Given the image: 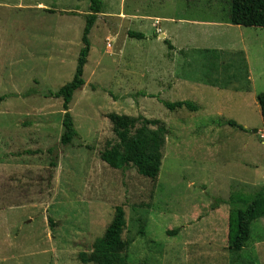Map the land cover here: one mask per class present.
Segmentation results:
<instances>
[{"label":"rangeland","instance_id":"rangeland-1","mask_svg":"<svg viewBox=\"0 0 264 264\" xmlns=\"http://www.w3.org/2000/svg\"><path fill=\"white\" fill-rule=\"evenodd\" d=\"M89 4L0 0V264H82L116 206L128 264H264V218L230 251L221 203L264 185V28L221 23L218 0H102L62 146L50 92L74 76ZM178 101L195 111L164 105ZM109 113L166 125L157 180L101 161Z\"/></svg>","mask_w":264,"mask_h":264},{"label":"trees","instance_id":"trees-1","mask_svg":"<svg viewBox=\"0 0 264 264\" xmlns=\"http://www.w3.org/2000/svg\"><path fill=\"white\" fill-rule=\"evenodd\" d=\"M88 13L84 15L85 27L83 29L81 42L74 76L70 82L60 87L50 96L62 99L63 118L61 122L62 135L60 143L62 146L72 144L78 137L74 127L73 118L69 111V104L74 93L85 85L83 78L84 67L90 51L89 33L96 19L103 13L102 0H89ZM221 5L219 11L222 15L220 22L233 26L252 28H264V0H218ZM50 11V10H48ZM127 36L134 39H142L143 34L128 31ZM169 49L173 50L171 43L164 39ZM257 102L261 110L264 124V94H259ZM3 98H0V102ZM169 110L186 108L195 111V106L189 101H178L176 103H164ZM107 119L112 125L115 136L113 143H108L100 152V159L113 170L134 169L139 175L157 180L163 159V151L168 136L166 125L157 119H147L144 116H128L125 114L109 113ZM228 125L247 131L235 121L229 120ZM51 152V150H49ZM51 169L57 164L55 159L49 163ZM229 205L230 210L227 222L226 245L230 251H241L250 238V226L257 219L264 218V185L251 195L232 194L228 200L221 202ZM214 209V208H213ZM126 227L125 212L122 206H116L110 224L105 229L103 236L92 244L89 254L79 255L82 264H128L124 253L129 245L123 239ZM142 231V230H141ZM140 234H143V231ZM174 235L176 231H168Z\"/></svg>","mask_w":264,"mask_h":264},{"label":"crops","instance_id":"crops-1","mask_svg":"<svg viewBox=\"0 0 264 264\" xmlns=\"http://www.w3.org/2000/svg\"><path fill=\"white\" fill-rule=\"evenodd\" d=\"M133 18V17H132ZM139 20H142L143 18H138ZM134 20V19H133ZM227 25H229V24H227ZM231 26H233V25H231ZM236 27H238V26H236ZM161 36H163V35H161ZM171 45H172V47H173V50H174V52H177V49L173 46V44L171 43ZM176 49V50H175Z\"/></svg>","mask_w":264,"mask_h":264}]
</instances>
